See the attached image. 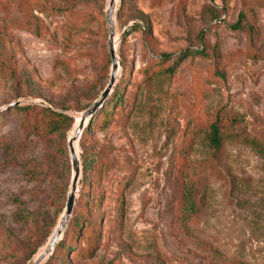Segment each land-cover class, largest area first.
Listing matches in <instances>:
<instances>
[{
	"label": "rangeland",
	"instance_id": "1",
	"mask_svg": "<svg viewBox=\"0 0 264 264\" xmlns=\"http://www.w3.org/2000/svg\"><path fill=\"white\" fill-rule=\"evenodd\" d=\"M110 4L0 0V264H34L64 214L57 191L69 194L72 178L56 136L25 107L72 116L69 148L111 80ZM114 29L121 103L84 142L96 178L79 181L53 264H264V155L245 141L264 142V0H117ZM202 43L207 57L164 71ZM219 116L229 137L216 152L206 134ZM184 184L204 200L182 222Z\"/></svg>",
	"mask_w": 264,
	"mask_h": 264
},
{
	"label": "trees",
	"instance_id": "2",
	"mask_svg": "<svg viewBox=\"0 0 264 264\" xmlns=\"http://www.w3.org/2000/svg\"><path fill=\"white\" fill-rule=\"evenodd\" d=\"M121 2V8L124 7V5L127 3V0H120ZM222 11H217V15L215 18H220L222 15ZM140 22L142 23V30L147 31L148 33L151 31V26L148 21V19L145 16H142L140 18ZM242 22H243V15L241 14L240 19L238 23L234 26L235 29L242 28ZM138 25L133 27V31L136 29H140L137 27ZM132 31V30H131ZM130 32L126 31L124 33V39L129 36ZM207 49L204 46V43H202V49H193L188 50L186 52H183L181 55H179L176 58V61L166 68L164 70L168 74H172L176 71V69L180 66V64L188 57H207ZM171 59V56L164 55L162 58V64H166ZM122 99V92L119 90H115L112 92V94L108 97V99L104 102V104L97 110V112L94 114L93 117L90 118L88 121L87 127L83 131L80 146H81V179L80 184L82 187L89 186L92 184L96 178L95 174V164L98 163V159L94 154H91L87 151V149L84 146V142L87 138L88 133L91 129H93L95 126L98 125L99 117H102V125L109 123V112L111 109H114L119 103H121ZM111 105V106H110ZM110 106V107H109ZM37 110L36 111V125L35 127H44L46 130H48L50 133L54 134L57 139V144L59 146V151L61 153V156L63 158V164L65 167V174L67 176V179L71 180L73 170H72V164H71V157L69 153L68 148V137L70 132L72 131L75 119L65 113L54 111L50 108H44V107H38L36 108V105H28L25 107V110ZM80 111V110H79ZM227 119L222 117H217L216 121L213 122L209 130L206 134V140L209 145V147L213 151H219L222 147V143L225 139H227L228 134L226 132V126H227ZM234 121V119H232ZM107 125V124H106ZM245 141L251 145L258 153L264 155V142H262L260 139L257 140L255 138H245ZM186 187L184 184V189L182 193V203L178 207V217L180 221L185 222L187 220L192 219L195 215H197L201 211V205H203L204 195L202 196L200 203L197 202V199L195 197V194L190 192L186 194ZM69 190V184H65L63 187L59 188L57 193L60 194L61 198H65L68 195ZM202 202V203H201ZM123 207V203H122ZM65 207H63L58 212V218L62 216L63 211ZM56 226V223L54 224ZM51 235V234H50ZM49 235V236H50ZM48 236V237H49ZM101 238V233L98 232L95 237L91 236L89 238V248L85 250V257L91 258L93 257L96 249L99 248V241ZM65 249V243L63 240H61L56 248L55 253L52 254L43 264H53V261L55 260L53 257L58 254H61L63 250ZM35 254H32L30 259H34Z\"/></svg>",
	"mask_w": 264,
	"mask_h": 264
},
{
	"label": "water",
	"instance_id": "3",
	"mask_svg": "<svg viewBox=\"0 0 264 264\" xmlns=\"http://www.w3.org/2000/svg\"><path fill=\"white\" fill-rule=\"evenodd\" d=\"M113 5H114V2L112 0L110 4L111 8L108 11L109 12V26H110L109 45H110V53L112 57V62H113L111 80L108 86L106 87V89L104 90V92L102 93L100 99L96 101L89 110H87L85 113L82 114V119H81V122L78 128L75 130L73 136L69 139V151H70V157H71L73 176H72V182L70 186V192L68 194L66 208H65L64 214L61 218V221L57 229L55 230L48 244L46 245L45 250L35 260L34 264H43L44 261L54 252L56 245L58 244V242L60 241L62 237L64 228L73 214L75 203H76L77 192H78V184L80 181L81 171H82L80 156L74 145L76 142L78 143V140L80 139L87 122L90 120L91 117L94 116L97 110L108 99V97L111 95L112 90L116 84L120 62L118 61V58L116 55L115 42H114L115 29H114V20L112 16V14L114 13Z\"/></svg>",
	"mask_w": 264,
	"mask_h": 264
},
{
	"label": "bare ground",
	"instance_id": "4",
	"mask_svg": "<svg viewBox=\"0 0 264 264\" xmlns=\"http://www.w3.org/2000/svg\"><path fill=\"white\" fill-rule=\"evenodd\" d=\"M112 1V0H111ZM113 2H114V5H113V8H114V12H115V6H116V2H117V0H113ZM111 8V7H110ZM110 8H109V10H110ZM112 16H113V20H114V13L112 14ZM81 117V119H82V115L80 116ZM75 148H76V150H77V142L75 143ZM78 152V151H77Z\"/></svg>",
	"mask_w": 264,
	"mask_h": 264
}]
</instances>
